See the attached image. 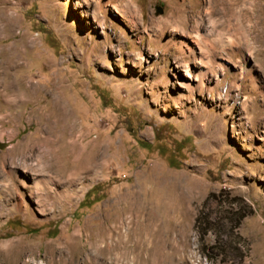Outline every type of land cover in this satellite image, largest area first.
<instances>
[{"label": "rangeland", "instance_id": "rangeland-1", "mask_svg": "<svg viewBox=\"0 0 264 264\" xmlns=\"http://www.w3.org/2000/svg\"><path fill=\"white\" fill-rule=\"evenodd\" d=\"M10 79L0 264H264V0H0Z\"/></svg>", "mask_w": 264, "mask_h": 264}, {"label": "bare ground", "instance_id": "bare-ground-1", "mask_svg": "<svg viewBox=\"0 0 264 264\" xmlns=\"http://www.w3.org/2000/svg\"><path fill=\"white\" fill-rule=\"evenodd\" d=\"M15 63L16 62L14 60V63L13 64H15ZM19 66H21V65H19ZM6 74L10 75V73L7 72V71H6L5 75ZM35 85H36V83L31 82V86H29L28 88L35 89ZM15 91H17L18 93H20L18 95L19 96V99L24 100V97H25L26 93H28L29 89H26V88L23 89V81H21V82H19V83L16 84V83H13L12 79H10V80H0V93H3V94H5L8 97H12L11 95L15 94ZM20 165L22 167H24V168L31 169V167L29 165L25 164V163H22Z\"/></svg>", "mask_w": 264, "mask_h": 264}, {"label": "trees", "instance_id": "trees-1", "mask_svg": "<svg viewBox=\"0 0 264 264\" xmlns=\"http://www.w3.org/2000/svg\"><path fill=\"white\" fill-rule=\"evenodd\" d=\"M0 146H1V143H0ZM88 195V194H87ZM95 200H97V199H95Z\"/></svg>", "mask_w": 264, "mask_h": 264}]
</instances>
